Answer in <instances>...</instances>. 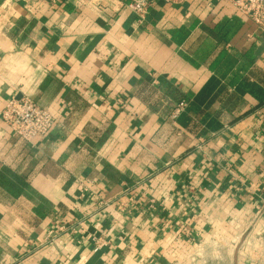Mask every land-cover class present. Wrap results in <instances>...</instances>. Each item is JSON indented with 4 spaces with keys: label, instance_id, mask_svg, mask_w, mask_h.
I'll return each instance as SVG.
<instances>
[{
    "label": "crops",
    "instance_id": "crops-1",
    "mask_svg": "<svg viewBox=\"0 0 264 264\" xmlns=\"http://www.w3.org/2000/svg\"><path fill=\"white\" fill-rule=\"evenodd\" d=\"M130 1L0 0V264H264V27Z\"/></svg>",
    "mask_w": 264,
    "mask_h": 264
},
{
    "label": "built area",
    "instance_id": "built-area-1",
    "mask_svg": "<svg viewBox=\"0 0 264 264\" xmlns=\"http://www.w3.org/2000/svg\"><path fill=\"white\" fill-rule=\"evenodd\" d=\"M225 1L229 3L235 11L250 18L257 27H264V0ZM127 8L142 19L147 12L148 3L145 0H131L127 4ZM183 107V103L176 106L172 117L177 116L182 111ZM0 119L11 135L17 137L21 142L28 144L35 138L46 135L54 124V119L47 109L39 106L26 97L10 99L5 104L0 114ZM260 212L264 214V202ZM50 236L53 238V235L50 234ZM92 241L97 247L101 245L99 239L94 238Z\"/></svg>",
    "mask_w": 264,
    "mask_h": 264
},
{
    "label": "rangeland",
    "instance_id": "rangeland-1",
    "mask_svg": "<svg viewBox=\"0 0 264 264\" xmlns=\"http://www.w3.org/2000/svg\"><path fill=\"white\" fill-rule=\"evenodd\" d=\"M241 244V243H240Z\"/></svg>",
    "mask_w": 264,
    "mask_h": 264
}]
</instances>
